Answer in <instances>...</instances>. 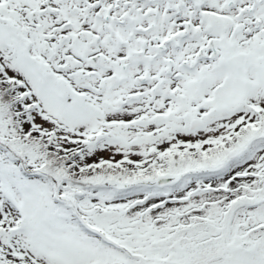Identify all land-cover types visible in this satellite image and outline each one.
<instances>
[{
  "label": "snow or ice",
  "instance_id": "6c2138e0",
  "mask_svg": "<svg viewBox=\"0 0 264 264\" xmlns=\"http://www.w3.org/2000/svg\"><path fill=\"white\" fill-rule=\"evenodd\" d=\"M0 264H264V0H0Z\"/></svg>",
  "mask_w": 264,
  "mask_h": 264
}]
</instances>
